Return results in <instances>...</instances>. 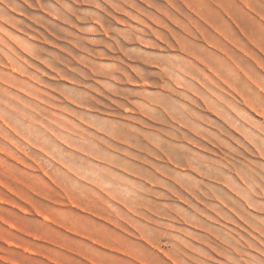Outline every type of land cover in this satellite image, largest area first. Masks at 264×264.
I'll list each match as a JSON object with an SVG mask.
<instances>
[{
    "label": "rangeland",
    "instance_id": "374dc122",
    "mask_svg": "<svg viewBox=\"0 0 264 264\" xmlns=\"http://www.w3.org/2000/svg\"><path fill=\"white\" fill-rule=\"evenodd\" d=\"M227 2L230 47L194 0H0V264H264V0Z\"/></svg>",
    "mask_w": 264,
    "mask_h": 264
},
{
    "label": "bare ground",
    "instance_id": "6f19581e",
    "mask_svg": "<svg viewBox=\"0 0 264 264\" xmlns=\"http://www.w3.org/2000/svg\"><path fill=\"white\" fill-rule=\"evenodd\" d=\"M184 1H185V0H184ZM194 1L198 2L197 5H198L200 2L203 3V1H207V2L209 3V4H208L209 7H208V6H207V7H208V8H211V10H212V14L209 15V14H208L209 12L207 13L206 9H203V8H202L204 5L201 7V4H202V3H201V4H200V7L198 8V9H199V11H198V12H199L198 15H199L200 18H202L203 20H205V21L207 22L206 24L209 23V24L211 25V26H210V30H212L211 27L214 28V31L216 32V33H215L216 35L213 34L208 28H206V24H205V26L203 25L204 23L201 24L200 20H202V19H200L199 21H198V20H193V19H192V20L194 21L193 23H195V24L197 25V27H199V29L197 28V31L200 30V31H202V32H204V33H207V34H209V35H213V36H215L216 39H217V41H218L221 45H223V47H224V46H225V47H228V46L226 45L228 42L225 44V43L223 42V40H221V37H222V36L219 38L218 35H217V34L222 35V33H224L223 29H224V28H227V27H225V26H223V25H221V24L219 23L220 20H222V19L225 20L223 14H225L226 12L222 14V11L219 10L220 8L217 9L218 7L215 8L216 5H214V3H216V4H217V3H222V2H224L225 0H209V1H208V0H194ZM199 1H200V2H199ZM167 2H168V1H167ZM170 2H171V1H170ZM170 2H168V3H170ZM174 2H175V1H174ZM177 2H178V1H176V3H173V1H172V3H170V5H171V4H172V5H173V4H177L178 7H179V6H180V5H179L180 2H179V3H177ZM229 2H230V1H229ZM232 2H234V0H232ZM184 3H185V2H184ZM190 3H191V2H190ZM226 3L229 4V3L227 2V0H226ZM238 3H239V2H238ZM185 4L187 5L188 3H185ZM212 4H213L215 7H214ZM224 4H225V3H224ZM177 5H175V6H177ZM189 5H190V4H189ZM191 5H194V4L192 3ZM219 5H220V4H218V6H219ZM167 6H169V5H167ZM167 6H166V8H165V11H166V13L170 14V13H171L170 10H171L172 8L169 9V7L167 8ZM173 6H174V5H173ZM184 6H185V5H184ZM205 6H206V5H205ZM225 6H226V5H225ZM194 7H196V6H194ZM181 8H182V11H185V9L183 10V6L180 7V8H177V7H176V9H181ZM185 8H186V7H185ZM188 8H189V7H188ZM173 9H175V8H173ZM190 9L193 10L192 6L190 7ZM194 9H195V8H194ZM196 9H197V7H196ZM234 9H235V8H234ZM234 9H233V8H230V9L228 10V12H229L228 15H229ZM223 10H225V9H223ZM196 11H197V10H196ZM226 11H227V10H226ZM173 12H174V11H173ZM185 12H186V11H185ZM185 12H184V13H185ZM187 12H188V9H187ZM187 12H186V13H187ZM189 12H190V10H189ZM189 12H188V13H189ZM193 12H195V11H193ZM166 13H165V14H166ZM174 13H175V12H174ZM195 13H196V12H195ZM168 14H166V15L168 16ZM191 14H192V12H191ZM235 14L237 15L238 13L235 12ZM192 15H193V14H192ZM192 15H190L189 18H191V17L193 18V16H195V15H193V16H192ZM230 15H231V14H230ZM230 15H229V17H230ZM167 16H166V17H167ZM170 16H171V14H170ZM170 16H169V17H170ZM175 16H177V15H174V14H173V17H175ZM186 16H187V15H186ZM169 17H168V18H169ZM173 17H172V18H173ZM178 17H179V15H178ZM196 17H197V19H198V16H197V15H196ZM231 17H232V16H231ZM233 18H234V17H233ZM170 19H171V17H170ZM182 19H183V18H182ZM182 19H181V20H182ZM187 19H188V18H187ZM192 20H190V21H192ZM203 20H202V22H203ZM227 20H228V18H227ZM233 20H234V19H233ZM235 20H236V19H235ZM173 21H174V20H173ZM183 21H184V20H183ZM185 21H186V19H185ZM228 21H229V20H228ZM180 22H181V21H180ZM222 22H224V21H222ZM229 22H230V21H229ZM229 22H228V24H229ZM177 23H178V21H177ZM186 23H187V22H186ZM225 23H226V22H225ZM237 23H238V22H237ZM180 24H181V23H180ZM189 24H190V26H191V23H189ZM228 24H227V25H228ZM231 24H232V23H231ZM238 24H239V23H238ZM186 25H187V24H186ZM192 25H193V24H192ZM196 25H195V26H196ZM199 25H200V26H199ZM232 25H233V24H232ZM232 25H231V26H232ZM183 26H184V25H183ZM239 26H240V25H239ZM186 27H187V26H186ZM192 27H193V26H192ZM207 27H209V26H207ZM232 27H235V26H232ZM184 28H185V27H184ZM185 29H186V28H185ZM185 29H184V30H185ZM227 29H228V28H227ZM212 31H213V30H212ZM214 31H213V32H214ZM242 31H243V29H242ZM185 32H186V31H185ZM187 32H188V30H187ZM198 32H199V31H198ZM227 32H228V30L226 31V33H227ZM243 32H244V31H243ZM243 32H242V33H243ZM226 33H225V36H227ZM199 34L201 35V33H199ZM240 34H241V32H240ZM244 34H246V33L244 32ZM244 34H243V35H244ZM174 35H175V34H174ZM187 35H188V33H187ZM189 35H190V34H189ZM189 35H188V36H189ZM246 35H247V34H246ZM191 36H192V35H191ZM201 36H202V35H201ZM206 36H207V35H206ZM234 36H235L237 39H238V37H239V39H240V41H241V37H240V35L235 31V29H234V28H229L228 40L231 41V43L233 42V43H232L233 45H235V43H234L235 39L233 40ZM247 36H248V35H247ZM247 36H246V37H247ZM174 37H176V36H174ZM198 37H199V36H198ZM248 37H249V36H248ZM248 37H247V38H248ZM178 38H179V36H178ZM178 38H177V39H178ZM192 38H194V37H192ZM196 38H197V37H196ZM199 38H200V37H199ZM203 38H204V37H203ZM208 38H209V37H208ZM184 39H185V38H184ZM206 39H207V38H206ZM211 39H212V38H211ZM222 39H223V38H222ZM175 40H176V39H175ZM179 40H180V38H179ZM226 40H227V38H226ZM228 40H227V41H228ZM248 40H249V39H248ZM250 40H251V39H250ZM250 40H249V41H250ZM176 41H177V40H176ZM205 41H206V40H205ZM210 41H211V40H210ZM215 41H216V40H215ZM224 41H225V40H224ZM240 41H239V42H240ZM242 41H243V40H242ZM251 41H253V40H251ZM180 42H181V41H180ZM225 42H226V41H225ZM177 43H178V42H177ZM248 43H249V42H248ZM255 43H256V42H255ZM167 44H168V43H167ZM185 44H186V43H185ZM185 44H184V45H185ZM189 44H191V43H189ZM209 44H210V42H209ZM228 44H229V47H230V43H228ZM239 44H240V43H239ZM237 45H238V44H237ZM170 46H171V45H170ZM197 46H198V45H197ZM231 46H232V45H231ZM235 46H236V45H235ZM235 46H234V47H235ZM238 46H239V45H238ZM206 47H207V46H206ZM208 47H209V46H208ZM212 47H214V45H213ZM215 47H216V45H215ZM179 48H180V46H179ZM185 48H187V46H186ZM189 49H190V48H189ZM206 49H207V48H206ZM224 49H225V48H224ZM235 49H236V48H235ZM209 50H210V51H209ZM214 50H216V49L214 48ZM222 50H223V49H222ZM185 52H187V49H185ZM194 52H195V53L191 52V55H188V58H190V56H194L195 59H200L201 62H204V63L209 67L210 71H212V72H210V73H214V74H215L214 76H218V77L220 78V80H221V78L224 80L223 77H224L225 74H224V72H223L222 70L225 69V67H224V68L222 67V63H221V61H223V62L225 63L224 65L227 66V65H228L227 63H228V61H229L228 57H226L227 55L225 56L226 58H225V57H224V58H219V59H220V63H217V64L215 65V66H217V67H215V66L213 67V65H210V64H209V60H210V59H213L212 57L215 58V57H218V56H217L216 53L214 54V52H212L211 49H208V51L205 52V53H206L205 56L202 55V51H201V50H200V51H196V50L194 49ZM216 52H217V50H216ZM219 52H220V50H219ZM181 53H182V50H181ZM183 53H184V52H183ZM223 53H224V52H223ZM236 53H237V50H236ZM239 53L242 54L241 52H239ZM186 54H187V53H185L184 55H186ZM221 55H222V54H221ZM186 57H187V56H186ZM221 57H223V56H221ZM230 57H231V56H229V58H230ZM191 59H192V58H191ZM230 59H231V58H230ZM180 60H181V59H180ZM188 60H189V59H188ZM188 60H186V61H188ZM184 61H185V60H184V58H183V62L181 61V63L184 64ZM194 61H195V60H194ZM170 62H171V61H170ZM170 62H169V63H170ZM189 62H190V61H189ZM196 62H197V61H196ZM196 62H195V63H196ZM226 62H227V63H226ZM163 63H164V62H163ZM169 63H168V64H169ZM199 63H200V62H199ZM213 63H214V61H213ZM213 63H212V64H213ZM165 64H166V63H165ZM173 64H174V63H173ZM177 64H178V63H177ZM179 64H180V61H179ZM183 64L181 65V69H182V67H184V68L186 67V66H183ZM185 64L187 65V67L185 68V70H186V69L188 70V64H187L186 62H185ZM185 64H184V65H185ZM214 64H215V63H214ZM226 64H227V65H226ZM161 65H163V64H161ZM161 65H160V66H161ZM171 65H172V63H171ZM171 65H170V67H172ZM190 65H191V64H190ZM203 65H204V64H203ZM233 65L235 66V63H234ZM155 66H156V65H155ZM176 66H178V65H175V66L173 65L172 68L175 67V68L177 69V68L179 67V66H178V67H176ZM193 66H194V65H193ZM201 66H202V65H201ZM204 66H205V65H204ZM236 66H237V65H236ZM157 67H159V66H157ZM189 67H190V66H189ZM162 68H164V66H163ZM192 68H193V67H192ZM194 68L196 69V66H195ZM198 68H199V67H198ZM222 68H223V69H222ZM236 68H238V67H236ZM176 69H175V70H176ZM178 69H179L178 72H180V71H181L180 68H178ZM207 69H208V68H207ZM207 69H206L205 67H203L202 69H199V70L197 71V73H196V72L193 73V71H192L193 69H191V70H189V71L186 70V71L190 73L188 76H195L196 74H198L199 79L202 80V78L207 77L208 79H210V81H212L211 78H209V77L212 76V74L207 73V71H206ZM209 69H208V70H209ZM239 69H240V68H239ZM145 70H146V69H145ZM165 70H166V68H165ZM196 70H197V69H196ZM225 70H226V69H225ZM146 71H147V70H146ZM235 71H236V70H235ZM237 71H238V70H237ZM239 71H240V70H239ZM239 71H238L237 73L240 74V75H242L241 73H239ZM134 72H135V71H134ZM139 72H140V71H139ZM168 72H169V71H168ZM171 72H172V71H171ZM171 72H170V73H171ZM173 72H174V71H173ZM225 72H226V71H225ZM175 73H176V72H175ZM180 73L182 74V73H186V72H184V71L182 70ZM141 74H142V72H141ZM146 74H147V73H146ZM187 74H188V73H187ZM191 74H192V75H191ZM235 74H236V72H235ZM144 75H145V74H144ZM168 75H169V74H168ZM199 75H203V76H201L202 78H200ZM182 76H184V74H183ZM188 76H186V77H188ZM144 77H145V76H144ZM198 77H196V78H198ZM212 77H213V76H212ZM139 78H140V77H139ZM192 78H193V77H192ZM192 78H188V79H192ZM194 78H195V77H194ZM215 78H216V77H215ZM164 79H165V78H164ZM173 80H175V79H173ZM192 80H193V79H192ZM194 80H195V79H194ZM203 80H204V79H203ZM216 81H217V80H216ZM216 81L214 80V81H212L211 83H213V82L216 83ZM218 81H219V79H218ZM218 81H217V84H218L217 86L219 87V86H221V85H220V84H221V83H220L221 81H220V82H218ZM200 82H201V81H200ZM202 82H203V81H202ZM202 82H201V86H202ZM206 82L209 83V82L206 80V81H205V84H206ZM224 82H226V81L224 80ZM214 83H213V84H214ZM144 84H145V83H144ZM146 84H147V83H146ZM175 84H176V83H175ZM196 84H197V83H196ZM207 85H209V84H207ZM207 85H206V86H207ZM214 85H215V84H214ZM226 85H227V84H226ZM176 86H177V85H176ZM183 86L185 87L186 84L183 85ZM183 86H182V87H183ZM203 86H204V85H203ZM206 86H204V88H205ZM210 86H211V85H210ZM207 87H208V86H207ZM207 87H206V88H207ZM178 88H179V87H178ZM180 88H181V86H180ZM180 88H179V89H180ZM185 88H186V90H187V87H185ZM199 88L202 89V87H199ZM212 88H213V85H212ZM214 88H215V87H214ZM214 88H213V90L215 91L216 88H215V89H214ZM220 88H221V87H220ZM182 89H184V88H182ZM233 89L236 90L237 88H233ZM202 90H204V89H202ZM217 90H218V88H217ZM190 91H191V90H190L189 87H188V92H190ZM204 91H205V90H204ZM208 91H211V90L208 89ZM176 92H177V90H176ZM191 92H192V91H191ZM205 92H206V91H205ZM205 92H204V93H205ZM212 92H213V91H212ZM222 92H223V91H222ZM237 92H238V91H237ZM192 93H193V92H192ZM204 93H203V94H204ZM213 93H214V92H213ZM213 93H212V94H213ZM195 94H198V93H195ZM207 94H209V93H207ZM192 95H194V94H192ZM199 95H200V94H199ZM210 95H211V94H210ZM210 95H209V96H210ZM237 95H238V94H237ZM240 95H241V94H240ZM201 96L203 97V95H200V97H201ZM213 96H214V95H213ZM195 97H196V96H195ZM200 97H198V98H200ZM205 97H207V96L205 95L203 98H205ZM241 97H242V95H241ZM203 98H202V100H201V99H200V100L208 103V99H203ZM196 100H197V99H196ZM206 100H207V101H206ZM192 101H193V100H192ZM208 104H209V103H208ZM182 112H183V111H182ZM187 113H188V111H187ZM173 119H174V118H173ZM192 119H193V116H192ZM223 119H224V118H223ZM197 121H198V120H197ZM199 121H200V120H199ZM75 129H76V128H75ZM78 129H79V128H78ZM77 131H78V130H77ZM79 132H80V131H79ZM81 132H82V131H81ZM54 133H55V132H54ZM83 133L85 134V131H84ZM83 133H82V134H83ZM86 133H87V132H86ZM52 134H53V133H52ZM58 134H59V133H58ZM58 134L55 133V135H56V139H57V137H58V136H57ZM73 134H74V133H73ZM73 134L71 135V132H70V135H71V136H69V137L71 138V137L73 136ZM89 134H90V133H89ZM59 135H61V134H59ZM86 135H88V133H87ZM90 135H91V134H90ZM79 136H80V135H79ZM113 136H114V135H113ZM63 137H66V138H67L68 136H67V135H65V136L62 135V138H60V137H59V138H60V139H63ZM74 137H75V135H74ZM80 137H82V135H81ZM80 137H79V138H80ZM83 137H84V135H83ZM83 137H82V138H83ZM88 137H89V136H87V137L85 136V137H84V139L86 138L85 141L83 140L85 143L87 142L86 140H87ZM92 137L94 138L93 135H92ZM59 138H58V139H59ZM66 138H64V140H66ZM77 138H78V137H77ZM79 138H78V139H79ZM90 138H91V137H90ZM113 139H114V137H113ZM69 140H70V139L68 138V143H70V142H71V143L76 142V141H74V138H73V137H72V140H73L74 142H72V140H71V141H69ZM88 140H90V139H88ZM91 140H92V139H91ZM57 141H58V140H57ZM66 141H67V140H66ZM92 141H94V140H92ZM92 141H90V142L93 144ZM59 142H60V141H59ZM61 142H62V141H61ZM64 142H65V141H63V143H64ZM88 142H89V141H88ZM88 142H87V144H88ZM90 142H89V143H90ZM68 143H67L66 146L69 145ZM71 143H70V144H71ZM72 145H76V143L71 144V146H72ZM95 145H97V144H95ZM95 145H94V147H95ZM71 146L69 145V147H71ZM78 147H79V146H78ZM86 147H87V145H86ZM86 147H85V148H86ZM88 147L93 149L92 151H94V152H92V153H95L96 150H95V148L91 147V144H90ZM72 148H73V147H72ZM74 149H76V148H74ZM87 150H89V149H87ZM99 150H100V149H99ZM78 151H80V150H78ZM90 151H91V150H90ZM88 152H89V151H88ZM88 152H87L86 154H88ZM82 153H83V152H82ZM84 154H85V151H84ZM89 154H90V152H89ZM91 155H92V154H91ZM96 155H98V154L96 153ZM76 156H77V155H75V157H76ZM77 157H78V156H77ZM84 157H85V156H84ZM88 157L91 158L90 156H88ZM92 157H93V155H92ZM94 157H95V156H94ZM94 157H93V158H94ZM84 159L87 161L88 158H87V159L84 158ZM96 160H97V159H96ZM82 161H84V160L82 159ZM60 164H62V163H60ZM67 164H68V163H67ZM86 164H87V163L85 162L84 167L86 166ZM87 165H88V164H87ZM63 166L65 167V165H63ZM71 167H72V166H71ZM89 167H90V166H87L88 169H90L92 166H91L90 168H89ZM66 168H67V167H66ZM77 168H79V167H77ZM77 168H75V169L77 170ZM87 168H86V169H87ZM75 169L72 168V170H75ZM79 169H80V168H79ZM81 169H82V168H81ZM81 169H80V171H81ZM91 169H92V168H91ZM91 169H90V170H91ZM69 170H70V169H69ZM76 170H75V171H76ZM70 171H71V170H70ZM84 171H86V170H84ZM92 171H94V169H93ZM86 172H88V170H87ZM86 172H85V174H82V173L80 172V173L83 175V177H82L83 179H86V178L89 176V172H88V173H86ZM94 172H95V171H94ZM68 173H69V171H68ZM68 173H67V174H68ZM72 173H73V171H72ZM95 173H96V172H95ZM69 174H70V173H69ZM75 174H76V173H75ZM86 174H87V175H86ZM64 175H66V173L63 174V176H64ZM71 175H72V174H71ZM76 175H78V174H76ZM74 176H75V175H74ZM85 176H86V177H85ZM66 177H67V175L65 176V178H66ZM68 177H69V176H68ZM70 177H71V176H70ZM76 177H77V176H75V179H76ZM79 177H80V176H79ZM89 177H90V176H89ZM71 178H73V177H71ZM71 178H68V179L66 178V181L69 180V181H67V182H69V183L72 182V183H73L74 181H71V180H72ZM90 178H92V177H90ZM240 178H241V177H240ZM70 179H71V180H70ZM79 179H80V178H79ZM79 179H78V181H80ZM76 180H77V179H76ZM81 180H82V179H81ZM85 181H86V180H85ZM87 181L90 182L89 178H88ZM243 181H244V180H243ZM69 183L67 184L68 186H69ZM72 183H70V186H71L70 189H69V187L67 186L68 190H71V189L73 190L74 185L76 186V184H75L76 182L74 183V185H73ZM90 183H91V182H90ZM72 185H73V186H72ZM81 187H82V186H81ZM65 188H66V187H65ZM75 188H76V187H75ZM77 188H78V187H77ZM79 188H80V186H79ZM83 188H84V187H83ZM82 190H84V189H82ZM85 190H87L86 187H85ZM76 191H77V190H76ZM80 191H81V190H80ZM80 191L78 190L77 192H80ZM80 193H81V194H80ZM80 193H79V195L81 196V195H82V191H81ZM93 195H94V194H93ZM95 196H96V195H95ZM67 197H68V195H67ZM69 197H71V196H69ZM69 197H68V198H69ZM71 201H73V200H71ZM71 201H70V202H71ZM76 201H78V200H76ZM94 201H95V200H94ZM71 203H73V202H71ZM73 205H74V204H73ZM71 218H72V217H71ZM75 221H76V219H75ZM70 222H71V221H70ZM77 222H78V220H77ZM72 223H73V221H72ZM79 224H80V223H79ZM72 227H73V226H72ZM77 227H79V225H78ZM74 228L76 229V227H74ZM82 230H84V229H82ZM82 230H81V231H82ZM78 231H79V230H78ZM88 233H89V231H88ZM230 261L232 262V260H230ZM234 262H236V261H234ZM231 264H232V263H231ZM236 264H238V263L236 262ZM242 264H243V263H242Z\"/></svg>",
    "mask_w": 264,
    "mask_h": 264
}]
</instances>
